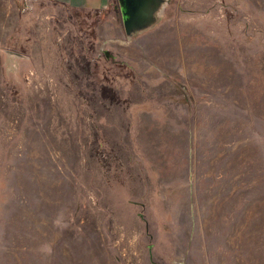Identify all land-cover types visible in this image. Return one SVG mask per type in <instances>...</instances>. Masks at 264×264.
<instances>
[{
  "label": "rangeland",
  "instance_id": "374dc122",
  "mask_svg": "<svg viewBox=\"0 0 264 264\" xmlns=\"http://www.w3.org/2000/svg\"><path fill=\"white\" fill-rule=\"evenodd\" d=\"M111 2L0 0V264H264V0Z\"/></svg>",
  "mask_w": 264,
  "mask_h": 264
},
{
  "label": "water",
  "instance_id": "95a60500",
  "mask_svg": "<svg viewBox=\"0 0 264 264\" xmlns=\"http://www.w3.org/2000/svg\"><path fill=\"white\" fill-rule=\"evenodd\" d=\"M166 0H117L126 37L152 27L159 18L160 11ZM10 56L22 57L15 52Z\"/></svg>",
  "mask_w": 264,
  "mask_h": 264
},
{
  "label": "crops",
  "instance_id": "0c3cea01",
  "mask_svg": "<svg viewBox=\"0 0 264 264\" xmlns=\"http://www.w3.org/2000/svg\"><path fill=\"white\" fill-rule=\"evenodd\" d=\"M60 1L63 4H66L70 7L82 8L93 12L105 11L112 5L111 0H60ZM96 2L98 6H96L97 9H94L93 8L95 7L94 3Z\"/></svg>",
  "mask_w": 264,
  "mask_h": 264
}]
</instances>
